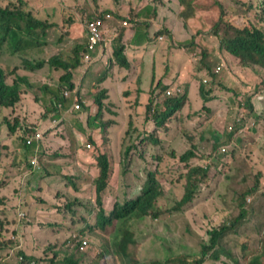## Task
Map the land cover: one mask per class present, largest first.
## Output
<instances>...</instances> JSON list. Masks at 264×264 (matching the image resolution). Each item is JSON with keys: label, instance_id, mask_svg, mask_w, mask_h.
Instances as JSON below:
<instances>
[{"label": "trees", "instance_id": "obj_1", "mask_svg": "<svg viewBox=\"0 0 264 264\" xmlns=\"http://www.w3.org/2000/svg\"><path fill=\"white\" fill-rule=\"evenodd\" d=\"M255 4V7L253 4L248 6L255 9L246 16L242 24L237 25L233 21L229 22V19L224 18L226 15L225 10L220 20L208 24L203 18V13L197 9L195 4H193L192 9H189L188 3L181 6L182 13L192 10V39H194L193 43L199 49L197 54H192L189 57L190 65L187 72L190 77L197 76L199 71L204 69L211 76L212 82L217 80L219 74L211 68L212 66L216 67L217 56L223 60H221L223 63H228L229 57H233L240 63L241 68L248 69L257 75L258 80L252 93L247 90V85H243L239 96L236 94L239 99L245 96L248 98L247 105L250 111L247 117L239 120L240 124L238 125L246 130L251 129L249 123L251 120H260L264 125V106L258 100L262 99V95L264 96V8L262 12L258 11L264 5V0H259ZM46 7L45 5L37 9L30 0H0V126L5 125L8 133L13 134L12 138L20 137L21 142H24L25 138L32 135L36 129H41L39 125L44 118L52 119V122L61 119L60 122H63V119H65L63 112L66 113L70 107V105L68 106L70 99H72L71 103L78 102L80 106L72 113L75 115L92 114L94 118L101 119L104 128L107 123L114 119V114L118 113L117 110L113 109V106L118 102L113 87L98 90V86L95 84V87L89 86L87 94L93 97V101L86 103L80 94V83L73 82L71 69L79 65L84 45L76 44L73 48L66 50L67 54L61 52H58L57 55L49 54L47 48H50L49 45L54 36H46V29L49 26L58 24L48 22L47 17L41 13ZM101 13L98 12V14ZM92 17L98 16L93 15V13L85 16L88 20ZM62 20L64 26L71 22V18L66 14H63ZM198 20H202V23H194ZM104 28V26L100 28V39L102 40L105 39ZM68 33L69 30H64L62 27L57 41L61 42L62 38ZM115 37L120 44L114 45L110 64L115 59L119 65L126 66L127 61L124 57L120 31ZM33 49L35 50L33 51ZM49 68L62 70L57 75V83L52 82L54 74H51ZM40 70L44 72L45 78H42L43 72L37 73ZM108 72L109 69L104 72L102 78H105ZM100 83L101 80L98 84ZM201 83L204 84L203 81ZM160 87H162L161 92L157 95L155 101V104L162 106L160 110L156 111L158 117L156 125L158 127H162L161 123L165 122L167 118H170L176 110L185 104L187 97V89L185 88L183 92L173 93L164 100V97L168 94V89L172 86L170 81H165ZM65 91L69 93L68 97L63 95ZM200 91L202 95L209 99L204 88H201ZM153 93L154 90L149 95L153 96ZM40 100H43L44 104L39 103ZM5 109H10L16 115H11V117L5 115ZM22 110L29 112L25 114L21 112ZM36 110L40 111L39 114H36ZM49 113L50 115L46 117ZM245 118L248 122L245 121ZM218 119L217 116L216 122L219 128L222 126L224 131V136L220 140L224 137L229 138L228 126L224 121L220 123ZM233 121L237 127L236 120ZM60 122L53 123V127L58 126ZM79 127L81 126L79 125ZM131 127L132 123L128 121L126 129ZM180 127L182 126L180 125ZM53 129L47 126L46 134L52 132ZM237 130L238 128L235 132ZM219 131L221 133V130ZM99 138V136L96 137L92 134H82L83 150L89 151L93 147L97 152L94 156L97 172H81L76 159L67 160L69 169H63L64 164L60 163V167L56 169V172L61 177H58L57 182L54 183L55 187L63 186L64 190L55 189V191H52L49 185L45 187L38 186L43 194L49 191L54 194H51L49 198L51 201L42 196H35V199L37 201L48 199L52 212L56 213L58 211L61 213L60 215L56 213L61 219L55 218L37 222L36 228L52 229L45 231L46 239L41 247L33 246L32 241H24V245L21 247L22 241L18 236L17 238L6 237L0 232V256L3 255L2 253L7 247L12 248L16 244L18 247L17 252L21 257L19 264H38L33 260H41L38 262L42 264H80V260L75 258L78 253H90L91 258L97 259L100 264H111L113 255L116 254L118 249L120 252L125 253L129 244L134 242L133 232L127 228L129 218L134 215L135 217L147 215L154 219L161 216V218L170 219L178 210L193 201L195 194L202 189L200 187L201 182H208L209 168L195 162L196 157H203V155L196 152V145L194 144L186 154L181 156L182 160H186L188 171L186 173L185 190L178 197L173 188V183L168 180L165 172L158 176L154 172H149L145 177L134 171L132 165L129 164V152L132 145L126 146L122 154L116 156L114 152H107V147L101 143ZM9 143L1 140L0 148H3L4 145L9 148ZM87 143L90 145L87 146ZM219 143V141H212L214 153H218L220 150ZM40 145L42 146V141ZM68 146L72 148L71 143ZM176 156L177 154L173 157ZM14 158H17L16 148L12 152V160ZM51 161V158H47V160H39V163L42 169L46 170ZM189 161H193V163ZM113 175H115L114 184L111 183ZM8 177L9 175L0 174L1 187H5L6 183L9 184L7 182ZM177 179V187H179L182 179L181 175ZM87 185H91V188ZM84 186H86L87 195L81 196L80 193ZM13 190L17 191V188L13 186ZM20 196L23 199L27 197L25 193H20ZM6 199L7 196L0 194L1 204ZM107 203L110 204L109 207ZM20 205L24 207L25 202L20 201ZM245 213L246 210L242 208L241 213L236 215L233 220L230 214L224 213L223 224L208 230L211 235L209 238L206 236L202 238L201 236L197 239L200 246L198 252H181L176 255L172 254L167 258L170 262L179 264H204L210 253L215 254V257L218 258L217 250L219 247L223 248L222 240L230 233L229 231L239 223L241 226H248L243 221ZM255 216V219L261 217L256 226L262 225L264 227V208L260 212H256ZM24 217L26 220V216ZM249 219L254 220L253 218ZM76 222H83V226L76 227ZM31 223L32 221H29V224ZM118 223H120V226ZM109 225L115 229L113 236L109 238L114 240V254L92 246L87 234L81 236L88 230L102 232ZM61 229L66 235L64 239L54 238V232ZM13 232L15 233L14 230ZM254 237L248 236L245 239L252 242ZM60 239H63V241L57 245L56 241ZM83 240L86 241L85 244H83ZM2 263L3 261L0 259V264ZM148 264H150V260ZM152 264L164 263L154 260ZM249 264H264V235L259 238V252L250 258Z\"/></svg>", "mask_w": 264, "mask_h": 264}, {"label": "rangeland", "instance_id": "obj_2", "mask_svg": "<svg viewBox=\"0 0 264 264\" xmlns=\"http://www.w3.org/2000/svg\"><path fill=\"white\" fill-rule=\"evenodd\" d=\"M108 1L109 0H102L105 7H99L95 3L94 5H91V0H83L84 4L90 5V7L87 8L86 6L84 8L85 13L81 14V19L88 20L85 16L89 13L98 15V12H102L105 18L109 20L111 14L107 9ZM145 1L149 5H152L153 3L154 8L157 7L165 12L166 15H164V19L169 15L171 16L172 22L170 23L169 30H161L162 33H152L155 38L159 36L160 39H164L171 44L173 43V40L181 42V44L186 41L190 44L194 41V39H192L193 29L191 12L188 10L182 13L181 11V6L184 3L189 4V9L195 4L197 9L203 13V18L208 24H213L216 20H220V17L225 10L226 15L224 18L229 19V22L233 21L237 25L242 24L246 19V16L255 9L249 8L248 6L253 4L255 7V2H259V0H143V2ZM30 2L34 3L33 0H30ZM162 3L164 5H162ZM161 7H164V9H161ZM173 8L180 10L178 16H175L176 13L172 14ZM263 8L264 5L262 8L258 9V11L262 12ZM88 10H90V12ZM68 12L70 14L72 13V5L69 6ZM194 23L200 24L202 23V20L195 21ZM82 28L86 29L84 24H82ZM84 36L86 39L87 35L84 34ZM54 40L55 37L49 45L50 50L53 51L49 53L51 55H57L55 51L58 50L57 48H60L62 44L60 43V45H56L59 42H54ZM193 44H190V47L195 48L196 44H194L195 47ZM54 47H57L56 50L53 49ZM34 50L35 49H33V51ZM96 50L97 47H92L88 42H85L84 50L81 53L82 56L79 59V65L71 69L72 77L75 75L76 79L79 81H86L87 70L92 67L91 60ZM58 52L66 53L63 49ZM112 54L113 49H111L110 54L107 53L104 54V56H101V61L104 65H107L108 58L109 61L112 59ZM163 65L165 67L168 65L166 62H163V59L159 62L152 63L149 70L141 72L140 77L134 82L132 81V84L130 81L134 72L128 73V76L126 75V69L121 68L119 71L116 70L114 78L117 79L118 77L124 76V80L119 78L115 88L119 91L123 88H130L129 95H139L141 100V103L138 106L139 112L160 110V106L150 104L154 101H150L149 103L148 98L146 97L149 95H146V93H151L154 90L155 95H157L161 91L160 86L165 80L167 81L169 79L170 76L168 70H165L164 77H161L162 75H160ZM218 65H220V67H211L215 70V73L224 71V74L220 73L218 75L217 80L212 82L207 77L208 81L205 82L206 84L202 86L199 82L197 91L192 94L189 93V86L187 89V101L183 109L185 120L182 124L189 134L194 136V138L188 136L183 129L178 127L176 128L175 133L174 131L169 132L171 135H174V139L170 143L175 145L181 152L179 155L181 165H179V162L177 161L178 159H169L168 163H160L161 160L154 158L151 154H148L146 159L141 157L136 158L137 162L142 165H149L153 168L158 167L162 169L163 171L161 173L165 172L168 180H171L173 183L174 190L175 186L177 187V178L181 175V182L179 187L175 190L179 197L185 190L187 182L186 173L188 171V167L185 165L186 160H182L181 156L186 154V152L193 146V142H199L202 149L205 145L208 148L201 153L203 157L208 160L204 163L210 166V177L208 178V182H202V189L199 190V193L197 192V194H195L193 201L178 210L170 219L161 218L162 216L158 217V219H154L147 215L142 217H135L134 215L129 218L127 228L133 232L134 242L129 244L126 253L127 255L123 254V256H121L118 253L114 254V240L109 238L113 236L115 229L110 225L102 232L88 230L81 234V236L88 235L92 246L107 252H112L114 255L111 264H148L149 260L150 264H152L154 260L162 261L164 264H179L177 262H170L167 257L181 252H198V247L200 246L197 243V239L201 236L202 238L204 236L209 238L211 235L208 230L223 224L224 213L230 214L233 219L236 215L241 213L242 208L248 207V211L245 214L246 216L251 215L252 208L255 205L252 201H247V198L243 196L242 193L250 188L248 185L249 183H257V174L260 172L264 179V125L260 120H251V122H249L251 126L249 133L251 136L249 137L244 135L239 136L238 134H235V131L240 124L239 120H242L243 117H247V114L250 111V108L247 105L248 98L245 96L244 98L239 99L237 98V95L239 96V92L242 90L243 85H247V90L252 93L255 89L258 77L253 72L240 69V63H238L233 57H229L228 63H224L223 65L220 63ZM49 71L51 74H54V81L52 80V82L57 83V75L62 72V70L49 68ZM39 72L43 71L40 70L37 73ZM103 74L104 71L101 76H103ZM144 74L145 78L142 79ZM42 78H45L44 72ZM92 80L94 83H92L91 86H94V84L98 86L99 79L97 77L95 78V74L92 75ZM209 80L211 82H209ZM152 81H154V83L148 84ZM104 82L107 86V80ZM113 85L114 83L112 86ZM146 86L151 88L147 89ZM201 86L204 88L206 95L211 97L210 100H206L205 97L200 94ZM98 88L100 87L98 86ZM90 90H92V88H90ZM166 95L167 96L164 97V100L166 97H169V94ZM117 98L118 106H114L113 109L117 110L118 113L114 114V117L123 121L126 116L128 117L129 112H132V109L130 108L126 112L122 105L123 98L118 96ZM71 102L72 99L69 100L68 106ZM39 103L44 104V101L40 100ZM87 103H90V101ZM135 105H137V103ZM36 111V114H39L40 111ZM21 112L27 114L29 111L22 110ZM70 112L71 113L63 112L65 119H63L62 126L53 127V123H57L58 120L52 122V119L49 120L44 118L39 125V127L44 130L43 135H45L42 139V146L38 145L39 141H34L32 144L26 145L25 141L21 142L20 137L13 139V134L8 133L6 126H0V141L4 140V142H10L9 148L6 145H4L3 148H0V174L4 172V175H9V173L5 174L6 169L8 168V170H11L10 168L12 166L16 168L13 176V182H16V185L6 183L5 187L0 186V194L7 196L6 201L3 204L0 203V232L6 237L17 238L18 236L22 241L20 245L21 247H23L24 241H32L33 246L41 247L46 239L45 231L52 229L41 227L36 228L39 220L61 219V217L56 215V213L60 215V212H52L51 205L48 204L49 198L46 199V201H37L35 199V196L46 198L44 194L37 189L38 186L45 187L46 185H49L52 191H55V189H65L63 186H54L58 177H61L56 172V169L60 167L59 164L66 165L67 160H75L78 158L81 171L86 170L88 172H96V168L92 165L93 159L91 153L96 154L97 152L93 147H91L89 151L83 150V139L82 134L80 133L84 127H79L78 125L74 127L73 125L74 123H78V117H84L86 114L82 113L80 115H75L72 111ZM50 113L47 114L46 117L50 115ZM188 113H191L192 116H187ZM4 114L9 115L10 117L11 115H16L10 109H5ZM217 116L219 117L218 121L220 123L224 121L228 126L229 138L227 139L224 137L220 140L224 136V131L222 126L219 128L218 123L216 122ZM147 118L150 120H158L156 114L149 115ZM233 120H236L237 127ZM245 121L248 122L247 118H245ZM150 124L153 125L154 121ZM47 126L54 129L52 132L46 134L45 131ZM230 126L232 129H229ZM121 127V123H113L110 127V132H108V129L102 126L101 119L98 118L93 120L89 129L85 130L84 133L88 135L92 134L96 137L99 136L101 143L107 147V152H114L117 155L118 149L121 146L119 143H116L117 140L115 137ZM73 130H75L77 135L74 139L73 148H70L64 143L63 139L67 136L73 137ZM219 130H221V133ZM36 131L37 129L35 132ZM152 131L158 130L149 128V132ZM211 140L219 141L220 149L225 145L229 148V151L224 153V150L221 152L219 150L218 153H214L213 148L211 149ZM128 141L129 137L125 136L123 149L126 144H128ZM152 147L163 156V158H173L172 155L174 154V150L172 145L152 142ZM14 148L17 149V158L12 160V152L14 151ZM70 153H72V155H70ZM32 156H35L38 159V164L32 166L33 168L39 166V160H47V158H51L52 161L46 170L41 169L40 173L32 174L27 171L31 166L29 161ZM20 164L22 165L21 169L19 168ZM251 170L253 173L250 172ZM11 172H14V170H11ZM112 177L111 183L114 184L115 175ZM13 186L14 188H17V191L13 190ZM87 186L91 188V185ZM20 193H25L27 197H24L23 199L20 196ZM50 193L52 195L54 194L53 192ZM80 195H87L86 186L83 187ZM49 200L51 201V199ZM20 201L25 202V205L30 208V213L26 217V220L25 217L19 218L17 215L19 209L24 210L20 205ZM255 201L259 202L257 207L260 208L264 201V191L255 198ZM107 206L109 207L110 204L107 203ZM260 211L261 210L258 212ZM253 212L255 213V211ZM260 219L261 217L254 220L244 217L243 221L248 226L244 227L241 226L240 223L237 224V226L229 231L230 233L222 240V247L224 249L221 247L218 248L216 253L218 258L215 257V254L210 253L205 259L204 264H249L250 258L255 253L259 252V238L264 235V227L262 225L259 227L256 226V223ZM29 221H32V223L29 224ZM118 224L120 226V223ZM75 226L80 228L83 226V222H76ZM54 233V238L59 237L64 239L66 236L62 229ZM255 233L256 236L254 237ZM248 236L254 237L252 242L245 239ZM63 239L56 241L57 245L59 242L63 241ZM17 248V245L14 244L12 248L7 247L3 251V255L0 256V259L3 261L2 264H19L18 262L21 257L17 252ZM75 258L80 260V264H100L97 259L91 258L90 253H78ZM33 261L42 264L38 262L41 260Z\"/></svg>", "mask_w": 264, "mask_h": 264}, {"label": "crops", "instance_id": "obj_3", "mask_svg": "<svg viewBox=\"0 0 264 264\" xmlns=\"http://www.w3.org/2000/svg\"><path fill=\"white\" fill-rule=\"evenodd\" d=\"M82 1L83 0H35L34 5L37 9L41 6H47L46 9H43L41 11V13L47 17L48 22H54L58 24L49 26L46 29V36H54L56 38L55 41H57L59 37V31L62 27L64 28V30H69V33L62 38V41L56 44L60 45V43H62L61 47H54V50H56L57 48L58 50L64 49L66 51V49L73 48L76 44H85V31L82 28V19H80L79 17L80 14L85 13L83 9L85 5L82 4ZM94 3L99 7H105V5H103L102 3V0H91V5H94ZM146 4L147 2H143V0L108 1L107 9L108 12L111 13V18L109 20H106L105 28L103 29L105 39L101 41V44L97 47V50L94 53V56L91 60L92 67L87 70L86 81L77 80L75 75L72 77L75 83H80V94L83 96L86 103L88 101L92 102V97L87 94L88 87L93 83L92 75L95 74V78L97 77L102 82L98 84V86L100 87L98 88V90L104 89L106 87H113L112 84L117 79L121 78H114L116 70L119 71L122 68L117 64L115 60H113L110 64L108 58L107 65H104L101 61V56H104V54L107 53L110 54L111 49H113L114 45L120 43L115 39V36L119 33V31L121 43L123 44L124 48L123 52L125 53L126 58L129 62V67L125 68L127 70L126 75L129 76L128 73L134 72L130 81L131 84L140 77L141 72L148 71L152 63L159 62L161 59H163V62H166L168 65L167 67L163 65L162 72L160 73V75H162L161 77H164L165 70H168L170 76L168 80H172L175 86H180L181 88L186 87V89H188L189 86V93L191 94L197 91L200 82V76L203 75L205 71L204 69H201L197 76L190 77L188 75L187 68L190 65L189 57H191L192 54H197L199 52L198 47H195L192 42L190 44H193L195 48L190 47V44L187 41L181 44V42L173 40V43L171 44L166 42L164 39H160L159 36L155 38L152 33H162V31L164 30H169L172 19L170 15L168 17H165L164 19V15H166V13L158 9L157 7L154 8L153 3L152 5ZM70 5H72L71 14L68 12ZM162 5L164 4L162 3ZM89 7L90 5H87V8ZM161 9H164V7H161ZM88 11L90 12V10ZM190 11L192 14V10ZM173 13H176L175 16H178L180 10H176L175 8H173L172 14ZM63 14L69 15V17L71 18V22L65 26L62 20ZM123 20H127V26H123L121 24ZM47 49L49 53L53 52L50 50V48ZM108 69V74L105 78H102V72H105ZM123 77L124 76H122V79ZM144 78L145 74L142 79ZM106 80L108 83L107 86L104 82ZM151 83H154V81L149 82L148 84ZM146 88L150 89L151 87L146 86ZM127 89L130 88H123L117 93L123 94ZM149 93H146V95H149ZM125 101L130 102L133 109H137L138 105H140L141 103L139 95L125 97ZM136 103L137 105H135ZM135 112L139 113L138 110H135ZM237 134L239 136H251V134L247 132L246 129ZM75 138L76 136H67L65 140L63 139V141L64 143L67 142L65 143L67 145L71 143L73 148ZM66 166L67 165H63V169ZM19 168H22L21 164ZM41 169L42 167L39 164V166H37L36 168H33L32 166L29 167L27 171L32 174H38L40 173ZM11 170H14V172H11ZM11 170H6V174L9 173L7 182L10 184H15L16 182H13V176L15 174L16 168L12 167ZM250 172L253 173L252 170ZM1 175H4V172H2ZM263 182L264 179L262 177L260 179V184H263ZM248 185L252 186L253 183H249ZM38 190L41 191L40 188H38ZM44 196L46 198H50L51 193L45 192ZM23 208L24 210L19 209L17 212L22 211L23 213H27V215H29L30 208L26 205Z\"/></svg>", "mask_w": 264, "mask_h": 264}, {"label": "clouds", "instance_id": "obj_4", "mask_svg": "<svg viewBox=\"0 0 264 264\" xmlns=\"http://www.w3.org/2000/svg\"><path fill=\"white\" fill-rule=\"evenodd\" d=\"M83 2V1H82ZM82 4H84V2L82 3ZM85 5V7L87 6L86 4H84ZM84 7V8H85ZM83 8V9H84ZM110 13V12H109ZM111 14V13H110ZM96 16H98V17H92L91 19H89V20H84V19H82V24H84L85 25V28L86 29H84V31H85V34L87 35V38H86V40H85V42H88V30H87V27H86V25H87V23L89 22V21H91V20H96V19H100L101 21H102V25H101V27L102 26H104L105 27V24H106V18H104L105 16L101 13V14H98V15H96ZM80 19H81V14H80ZM121 24L123 25V26H127V20H123L122 22H121ZM244 27V26H243ZM101 41H102V39H100L99 40V42L95 45V47H98L100 44H101ZM118 44H120V43H118ZM62 50V49H61ZM60 49L59 50H56L55 52L56 53H58V51H61ZM64 50V49H63ZM65 51V50H64ZM64 54H67V52L66 53H64ZM124 57H125V59H126V61H127V65L125 66V65H119V63L117 62V64L119 65V66H121L122 68H128L129 67V62H128V60H127V58H126V55H125V53H124ZM224 64L222 61H221V59H220V57L219 56H217V64H216V67H220V65H218V64ZM240 69H242V70H246V71H249L248 69H243V68H241L240 67ZM249 72H251V71H249ZM220 73H222V74H224V71H219L217 74H220ZM203 77L201 78V76H200V83H201V81H203L204 82V84H206L205 82H207L208 81V78L210 79V80H212V78H211V76L207 73V72H205L203 75H202ZM208 77V78H207ZM120 79H122V77L120 78ZM78 80V79H77ZM118 80V79H117ZM117 80L114 82V85H113V88L115 89V91H116V94H117V96L118 97H121V98H123V106H124V108H125V110H126V112L128 111V109H132V112H129V114H128V117L126 116V118L123 120V121H120V120H118V119H116L115 117H114V119L112 120V121H110L109 123H107V125H106V128L108 129V132H110V127H111V125L113 124V123H121L122 124V127H121V129L118 131V133H117V135H116V143H119L120 144V148L118 149V154L120 155V154H122V151L125 149H123V146H124V142H125V136L127 137H129V141H128V144H126V146H128V145H132L131 146V150H130V152H129V164H131L132 165V167H133V169H134V171L138 174V175H142V176H145V177H147V175H148V173L149 172H154L155 174H156V176H158V175H160L161 174V172L163 171L162 169H160V168H158V167H152V166H149V165H142V164H140V163H138L137 162V160H136V158H138V157H141V158H144V159H146L147 158V155L148 154H151L154 158H157L158 160H161L160 161V163H168V160L169 159H172V160H177L178 162H179V165H181V161H180V159H179V155L181 154V152H180V150H178L177 149V147L175 146V145H173L172 143H170V142H172L173 141V139H174V135H171L169 132L170 131H174V133H175V131H176V128L178 127V128H180V129H183L184 131H185V133L188 135V136H191V137H193L194 138V136H192V135H190L189 134V132L187 131V129L183 126V122H184V120H185V114H184V112H183V109H184V107H185V104H186V101H187V97H186V101H185V104L180 108V109H178V110H176L172 115H171V117L170 118H167L166 120H165V122H163V123H161V126L162 127H158L156 124L158 123L157 122V120H150V119H148L147 118V116H149V115H155V114H157L156 113V111H142V112H139V113H136L135 112V110H138V108L137 109H133V107H132V104L130 103V102H126L125 101V97H132L131 95H129V93H130V89H127L123 94H118L117 92H119V90H117L116 88H115V85L117 84ZM123 80V79H122ZM166 81V80H165ZM168 81H170V84H171V86H172V88H170V89H168V94H169V96H171V95H173V93L174 94H177V93H181V92H183L184 90H185V88L186 87H180V86H175L174 85V83H173V81L172 80H167L166 82H168ZM214 82V81H213ZM204 84H202L201 83V85L203 86ZM162 88V87H161ZM201 88H203V87H201ZM200 88V89H201ZM66 92V91H65ZM64 92V93H65ZM161 92V91H160ZM159 92V93H160ZM67 94L65 95V94H63L65 97H68L69 96V93L68 92H66ZM158 93V94H159ZM157 94V95H158ZM171 94V95H170ZM200 94H201V91H200ZM157 95H155V93H153V96L152 95H149V96H146L147 98H148V101H149V103H150V100L151 101H154L153 103H150V104H155V101H156V99H157ZM204 96V95H203ZM208 96V95H207ZM92 97V96H91ZM205 97V96H204ZM209 97V99H207L206 97H205V99L206 100H210L211 99V97L210 96H208ZM169 98V97H168ZM257 98V97H256ZM255 98V99H256ZM120 99V98H119ZM153 99V100H152ZM258 99V98H257ZM261 103H262V105L264 106V96L262 95V99L260 100V99H258ZM92 101H93V97H92ZM78 104L79 105V103L78 102H75V103H71L70 104V107L68 108V110H67V112L66 113H68L69 111H75V110H77V109H79L80 108V106H79V108H74V104ZM156 105H158V104H156ZM115 106H118V104H115ZM139 106V105H138ZM158 106H160V107H162L161 105H158ZM114 107V106H113ZM180 115H181V117H180ZM187 116H189V117H191L192 116V114L191 113H188L187 114ZM139 117V118H138ZM91 118H92V120H91ZM96 118V117H95ZM95 118L93 117V115L92 114H87L85 117H78V119H79V121H77L78 123L76 124V123H74L73 125H74V127L76 126V125H80L81 127H84L83 128V130H81V133L80 134H84V133H82V132H84L85 130H87V129H89V127H90V125H91V123L93 122V120H95ZM97 119V118H96ZM61 121V119H59L58 120V122H60ZM64 121V120H63ZM128 121H131V123H132V127L131 128H129V129H126V124L128 123ZM152 121H154V124L153 125H151L150 123L152 122ZM57 122V123H58ZM160 124V123H159ZM180 125L182 126V127H180ZM58 126H62V122H60V124L58 125ZM149 128H152L153 130H158V131H152V132H149ZM238 128V130H237V132L235 133V134H237V133H239V132H242L245 128L244 127H237ZM229 129H232V127L230 126V128ZM37 131H40L41 133H42V135H41V137H40V139L39 140H37V141H39V146H40V142L42 141V139H43V136H45V135H43V133H44V130H42V129H37ZM36 131V132H37ZM250 130H247V132H249ZM35 132V133H36ZM227 132H228V130H227ZM34 133V134H35ZM34 134H32V135H34ZM32 135H30V136H32ZM77 134H76V132H75V130H73V137H75ZM27 137H29V136H27ZM26 137V138H27ZM26 138H25V140H26ZM192 138V139H193ZM159 143H158V142ZM213 140H211V142H212ZM152 142H156L157 144H170V145H172L173 146V150H174V154L172 155V156H175L176 154H177V156L176 157H173V158H171V157H167V158H163V156H161L156 150H154L153 149V147H152ZM25 144H26V142H25ZM193 144L194 145H196V152L198 153V154H201V153H203L205 150H207L208 148H207V146L205 145L204 146V148L202 149L201 147H200V143L199 142H193ZM224 144H226V143H224ZM27 145V144H26ZM87 146H89L90 144L89 143H87L86 144ZM125 146V147H126ZM193 147V146H192ZM191 147V148H192ZM211 149H212V147H211ZM210 149V150H211ZM222 150H224V153H226V152H228L229 151V148H227L225 145L224 146H222V149H220V152L222 151ZM176 153V154H175ZM115 154V153H114ZM118 154L116 155V156H118ZM96 154L95 153H91V157H92V165L96 168V172H97V167H96V165H95V159H94V156H95ZM32 158H35V160H36V162H35V164H32L31 163V159ZM31 159H30V161H29V163L31 164V166H35V165H37L38 164V159L35 157V156H33ZM77 160V163H78V158L76 159ZM208 160L205 158V157H196L195 158V162H197V164H201V165H203V166H207L208 168H209V175H208V178L210 177V166L208 165V164H205L204 162H207ZM190 163H193V161H189ZM67 164V166L66 167H64V169H69V163H68V161L66 162ZM83 164V163H82ZM163 165V164H162ZM185 165H187V163L185 164ZM41 166V165H40ZM12 167H14V166H12ZM11 167V168H12ZM78 167H79V170L81 171V166L79 165V163H78ZM10 168V169H11ZM6 170H8V168L6 169ZM81 172H88V171H86V170H84V171H81ZM6 174V173H5ZM208 178H207V180H208ZM262 178V173L260 172L259 174H257V183L256 184H253L252 186H250L249 185V189H247L246 191H244L243 193H242V195L243 196H245L246 198H247V201H252L253 203H254V205L255 206H253V208H252V211H251V215H248V216H246V214H244V217H247V218H253V219H255L256 218V216H255V213L256 212H258L259 210H262L263 208H264V201L262 202V204H261V207L260 208H258L257 207V205H258V201H255V198L258 196V195H260L261 193H263V191H264V182H263V184H260V179ZM205 182V181H204ZM201 184H202V182H201ZM202 185H200V187H201ZM176 186H175V190H176ZM245 210H246V212L248 211V207L247 208H244ZM253 211H255V213L253 212ZM17 215L19 216V218H21V217H24V216H28L27 215V213H23L22 211H20V212H17ZM233 220V219H232ZM255 223V222H254ZM86 243V241L85 240H83V244H85ZM128 249V248H127ZM116 253H118V254H120L121 256H123V254L125 255L126 253H127V251L125 252V253H122V252H120L119 251V249H118V251L116 252Z\"/></svg>", "mask_w": 264, "mask_h": 264}, {"label": "built area", "instance_id": "obj_5", "mask_svg": "<svg viewBox=\"0 0 264 264\" xmlns=\"http://www.w3.org/2000/svg\"><path fill=\"white\" fill-rule=\"evenodd\" d=\"M102 25V21L100 19L91 20L87 23L86 27L88 30V44L92 47H95V45L100 40V28ZM67 94L66 92L64 93ZM74 108H79V105L76 103L74 104ZM42 133L40 131H37L34 135L29 136L26 138L25 142L27 145L32 144L34 141H37L40 139ZM36 160L35 158L31 159V163L35 164Z\"/></svg>", "mask_w": 264, "mask_h": 264}, {"label": "bare ground", "instance_id": "obj_6", "mask_svg": "<svg viewBox=\"0 0 264 264\" xmlns=\"http://www.w3.org/2000/svg\"><path fill=\"white\" fill-rule=\"evenodd\" d=\"M210 81V80H209Z\"/></svg>", "mask_w": 264, "mask_h": 264}]
</instances>
